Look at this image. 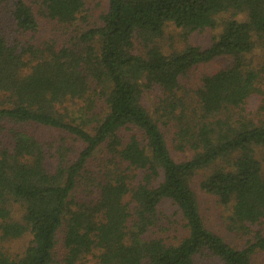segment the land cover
I'll return each mask as SVG.
<instances>
[{
  "label": "trees",
  "instance_id": "16d2710c",
  "mask_svg": "<svg viewBox=\"0 0 264 264\" xmlns=\"http://www.w3.org/2000/svg\"><path fill=\"white\" fill-rule=\"evenodd\" d=\"M87 1L0 0V264H256L264 0H101L95 19ZM166 200L180 236L157 234Z\"/></svg>",
  "mask_w": 264,
  "mask_h": 264
},
{
  "label": "rangeland",
  "instance_id": "374dc122",
  "mask_svg": "<svg viewBox=\"0 0 264 264\" xmlns=\"http://www.w3.org/2000/svg\"><path fill=\"white\" fill-rule=\"evenodd\" d=\"M87 7L88 11L86 12L87 15H90L93 19L97 18L100 14V12L105 9L104 4H101V0H88L87 1ZM8 10L5 9L3 13L1 14V17H4L3 20H0V28H3L7 23L6 18L9 17L8 15ZM92 18L86 19V27H88V24L93 21ZM44 32H40L38 36H36L34 40L40 39L43 37ZM178 33H181V30L176 28L175 26H168L164 37L161 39L163 40L166 45L164 46L167 50H172L171 48V43L172 39L171 37L174 35H177V46H180L183 42L182 39L179 38ZM193 36V37H192ZM211 33L209 32H202V33H193L191 35L192 40L196 45L200 46H207L210 42L211 39ZM222 63L221 60H216L213 62H210L208 64H202L199 65L198 67L194 68L192 70V77L191 78H196L200 76L203 73H208L211 72L215 69V67L219 66ZM172 152L174 153L175 157L177 158H185L189 156L190 152L189 150L182 151L179 148L175 147L174 145L171 146ZM195 189L198 190L200 193V187L198 185V182L196 181L194 184ZM200 199L202 200V211L206 218L209 221V225L211 228L215 229L217 232H219L228 242L232 244H239L241 242L240 237L233 235L230 233L226 228H225V219L222 217L221 211L215 206L216 204L214 203V199L212 197H209L205 195V193H200ZM176 206H174L170 201L166 200L164 201L160 207H159V215L164 218L163 223L168 225L169 229L165 231H159L157 234L161 236L167 237V235H171L170 237H174L176 235H182L184 233V229H182V222L180 221V215L176 213ZM178 219V220H177ZM177 220V221H176ZM170 221L172 223L170 224ZM176 221V222H174ZM179 221V222H178ZM163 224V225H165ZM242 244V242H241ZM22 247V241H16L13 244V247H10V250H16L20 251ZM256 264H264V252H259L255 256ZM87 264H93V261H89ZM207 264V263H205ZM212 264V263H211Z\"/></svg>",
  "mask_w": 264,
  "mask_h": 264
}]
</instances>
